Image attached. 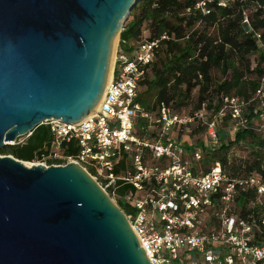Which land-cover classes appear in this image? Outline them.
<instances>
[{
  "label": "water",
  "instance_id": "water-1",
  "mask_svg": "<svg viewBox=\"0 0 264 264\" xmlns=\"http://www.w3.org/2000/svg\"><path fill=\"white\" fill-rule=\"evenodd\" d=\"M139 0H0V150L99 103ZM0 264H150L125 214L77 164L0 156Z\"/></svg>",
  "mask_w": 264,
  "mask_h": 264
},
{
  "label": "built area",
  "instance_id": "built-area-1",
  "mask_svg": "<svg viewBox=\"0 0 264 264\" xmlns=\"http://www.w3.org/2000/svg\"><path fill=\"white\" fill-rule=\"evenodd\" d=\"M233 1L220 0L219 6ZM207 2L199 1L195 9L208 13ZM167 39L163 35L141 42L129 55L118 39L110 80L97 108L77 123L44 122L41 126L49 128L52 141L47 154L30 164H77L113 196L119 186L128 187L127 194L116 197L130 206L125 216L150 264H264L258 221L253 213L242 216L236 201L253 191L255 197L245 205L255 207L264 224V179L232 175L219 162H206V155L222 144L218 130L227 113L233 132L247 127L248 102L225 97L218 112L205 116L204 104L186 113L164 104L149 112L137 100L139 82L160 40ZM254 100L264 110L263 85ZM200 127L202 142L188 143L186 134ZM258 130L264 131L263 115ZM30 135L12 144H23ZM63 146L74 154L63 155ZM226 157L230 163L242 156Z\"/></svg>",
  "mask_w": 264,
  "mask_h": 264
},
{
  "label": "trees",
  "instance_id": "trees-1",
  "mask_svg": "<svg viewBox=\"0 0 264 264\" xmlns=\"http://www.w3.org/2000/svg\"><path fill=\"white\" fill-rule=\"evenodd\" d=\"M199 1L139 0L131 10L119 35L124 54L129 55L141 42L159 40L163 35L168 38L160 40L139 82L137 100L149 112L164 104L174 112L186 113L200 110L204 104L205 116L218 112L225 97L248 102L247 127L233 132L228 143L223 141L222 128L230 124L227 113L218 130L222 144L206 155V162H219L232 175L264 179V131L258 130L264 110L254 100L256 91L264 86V0H234L225 7L219 6L220 0H210L206 14L195 9ZM186 139L188 143L202 142L203 127L190 130ZM51 141L49 128L39 126L23 144L5 146L0 155L35 163L47 154ZM242 148L246 154L228 163L226 156H236ZM62 151L63 155L75 152L70 146H63ZM128 192V187L119 186L115 195ZM254 197L253 191L242 193L236 199L237 208L242 216L254 214L260 228L257 239L263 241L264 224L256 217V208L245 205ZM116 204L125 215L131 213L128 204L121 200Z\"/></svg>",
  "mask_w": 264,
  "mask_h": 264
},
{
  "label": "rangeland",
  "instance_id": "rangeland-1",
  "mask_svg": "<svg viewBox=\"0 0 264 264\" xmlns=\"http://www.w3.org/2000/svg\"><path fill=\"white\" fill-rule=\"evenodd\" d=\"M245 28H247V26L245 25ZM116 46H117V40H116ZM115 46V47H116ZM232 126L229 124H226V126H224V130H222L223 132L221 133L222 137H223V141H225L226 143H228L230 141V139H233V129L231 128ZM239 150V149H238ZM236 151V156H244L247 152V150H244V148L240 149L239 151ZM1 156V155H0ZM24 163H31V162H24ZM114 202L116 203V201H118L119 199L116 196L111 195L110 196Z\"/></svg>",
  "mask_w": 264,
  "mask_h": 264
},
{
  "label": "bare ground",
  "instance_id": "bare-ground-1",
  "mask_svg": "<svg viewBox=\"0 0 264 264\" xmlns=\"http://www.w3.org/2000/svg\"><path fill=\"white\" fill-rule=\"evenodd\" d=\"M115 46H116V41H115V44H114V49H115ZM113 60H114V50H113V56H112V64H113ZM109 80H110V73H109V78H108V82H109ZM108 82H107V84H108ZM107 84H106V86H107ZM106 86H105V88H106ZM97 106H98V104H97ZM97 106L94 108V110L97 108ZM94 110L92 111V113L94 112ZM23 164L25 165V166H32V164H30V163H24L23 162Z\"/></svg>",
  "mask_w": 264,
  "mask_h": 264
}]
</instances>
